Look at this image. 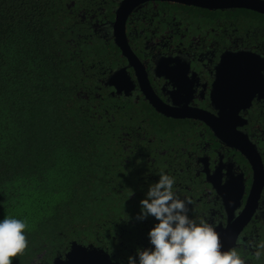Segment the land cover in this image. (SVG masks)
<instances>
[{
	"label": "trees",
	"instance_id": "16d2710c",
	"mask_svg": "<svg viewBox=\"0 0 264 264\" xmlns=\"http://www.w3.org/2000/svg\"><path fill=\"white\" fill-rule=\"evenodd\" d=\"M70 1L0 0V220L24 221L28 241L12 264L125 240L150 187L124 163L125 132L170 140L185 126L108 95L100 72L118 50Z\"/></svg>",
	"mask_w": 264,
	"mask_h": 264
},
{
	"label": "flooded vegetation",
	"instance_id": "af4514ba",
	"mask_svg": "<svg viewBox=\"0 0 264 264\" xmlns=\"http://www.w3.org/2000/svg\"><path fill=\"white\" fill-rule=\"evenodd\" d=\"M79 1L78 8L75 7L78 0L67 2L66 6L75 8L76 16L87 24L90 32L111 41L119 53L115 62H108L100 72L99 81L108 95L135 104L145 102L151 114L185 124L173 128L170 140L161 136L148 138L137 130L139 126L129 130L131 133L125 132L128 137L124 148L128 154L124 163L140 164L141 169L136 172H142L140 178L150 186L158 182L162 172L173 177L176 196L191 201L187 205L189 217L212 224L217 232L229 223L236 226L241 213L253 208L235 236L236 241L242 238L243 244L235 241L232 247L237 248L245 264H264V248L259 247L264 244V185L258 192H251L253 171L248 159L217 137L203 120L192 115H167L156 110L145 96V93L154 95L175 113L198 110L217 115L212 97L215 78L219 73L227 79L240 75L237 66H233V72L218 71L221 57L236 52L252 54L254 73L245 74L253 76L255 85L249 90L252 94L249 100L237 105L230 130L257 151L264 170V13L245 7L207 8L173 0H144L125 18L129 59L113 40L112 23L122 0ZM117 70L121 71L114 74ZM232 91L235 93L237 89L220 86L222 103ZM135 153L139 154L137 159L133 157ZM139 217L140 214L129 220L132 229L125 240L113 235L115 241L111 245H101L112 261L129 264L131 256L138 264L137 252L153 247L148 232L158 221L151 215ZM256 252L260 253L259 259ZM64 253L57 257L64 258ZM32 264L47 263L32 261Z\"/></svg>",
	"mask_w": 264,
	"mask_h": 264
},
{
	"label": "water",
	"instance_id": "95a60500",
	"mask_svg": "<svg viewBox=\"0 0 264 264\" xmlns=\"http://www.w3.org/2000/svg\"><path fill=\"white\" fill-rule=\"evenodd\" d=\"M144 0H122L116 11L115 19L113 21L114 27V42L120 47L122 53L130 59L129 53L131 52L129 46L126 42L124 35V22L128 12L138 3ZM180 3L196 5H202L207 8H224V7H245L248 9H254L258 12L264 13V1L262 0H173ZM208 2V3H206ZM254 56L246 52H236L227 53L223 55L219 62L218 71L222 73L226 71L233 72V66H237L236 72H240V75L231 76L230 78H221V73L215 78L213 83V104L218 109L217 115H213L207 111L198 110H188L186 114L175 113L174 111L164 106L161 102L155 99L154 95L146 94L145 96L150 100V103L155 107L156 110L161 111L167 115H172L175 117H180L184 115H192L203 120L214 132V134L221 140L227 142L228 144L236 147L244 154L248 159L252 171H253V185L252 191L258 192L260 187L264 185V170L259 158L257 151L249 145L246 141L238 138L236 132L231 131L230 127L233 129V121L236 112L237 105L243 101H248L252 95L249 91L254 87L255 82L253 76H249L245 73H254L251 63H254ZM124 70V69H122ZM121 70L114 72L118 73ZM109 83L108 80L105 82ZM221 85H225L231 90L237 89L234 93L232 91L231 96L225 101L221 102L219 89ZM228 107L229 109H226ZM178 111V110H177ZM253 208H248L243 211L241 215L236 219V226L229 223L228 226L219 228L218 234L222 244V250L230 249L236 241V235L242 228L243 224L246 223L247 219L250 217ZM52 264H118L112 261L109 254L101 246H96L92 243L82 244L76 241H71L69 248L64 253V258L55 257Z\"/></svg>",
	"mask_w": 264,
	"mask_h": 264
},
{
	"label": "clouds",
	"instance_id": "9594fccd",
	"mask_svg": "<svg viewBox=\"0 0 264 264\" xmlns=\"http://www.w3.org/2000/svg\"><path fill=\"white\" fill-rule=\"evenodd\" d=\"M174 182L173 177L162 172L158 182L149 187L146 198L140 201L139 218L151 215L158 222L148 232L153 247L137 252L138 264H245L236 247L222 250L212 224L189 217L187 205L191 201L176 196ZM26 227L24 221L15 218L0 220V264H12L13 258L25 252ZM243 242L237 238L238 245ZM259 247L264 248V244ZM255 256L259 259L260 253ZM128 261L137 264L131 256Z\"/></svg>",
	"mask_w": 264,
	"mask_h": 264
}]
</instances>
